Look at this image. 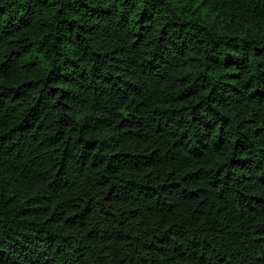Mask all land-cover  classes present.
<instances>
[{
  "label": "trees",
  "instance_id": "1",
  "mask_svg": "<svg viewBox=\"0 0 264 264\" xmlns=\"http://www.w3.org/2000/svg\"><path fill=\"white\" fill-rule=\"evenodd\" d=\"M0 264H264V0H0Z\"/></svg>",
  "mask_w": 264,
  "mask_h": 264
}]
</instances>
